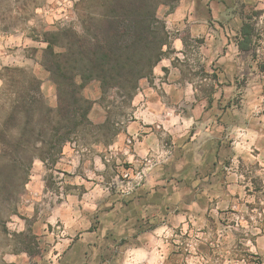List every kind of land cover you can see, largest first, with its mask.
I'll use <instances>...</instances> for the list:
<instances>
[{
	"label": "clouds",
	"instance_id": "9594fccd",
	"mask_svg": "<svg viewBox=\"0 0 264 264\" xmlns=\"http://www.w3.org/2000/svg\"><path fill=\"white\" fill-rule=\"evenodd\" d=\"M0 0V264H264V0Z\"/></svg>",
	"mask_w": 264,
	"mask_h": 264
},
{
	"label": "trees",
	"instance_id": "16d2710c",
	"mask_svg": "<svg viewBox=\"0 0 264 264\" xmlns=\"http://www.w3.org/2000/svg\"><path fill=\"white\" fill-rule=\"evenodd\" d=\"M127 3L131 5L128 9L129 14L134 18V19H139V12L138 9L135 7L137 0H127Z\"/></svg>",
	"mask_w": 264,
	"mask_h": 264
}]
</instances>
